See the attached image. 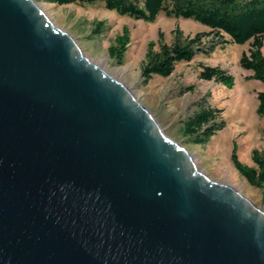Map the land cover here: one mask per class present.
Wrapping results in <instances>:
<instances>
[{
	"label": "water",
	"instance_id": "water-1",
	"mask_svg": "<svg viewBox=\"0 0 264 264\" xmlns=\"http://www.w3.org/2000/svg\"><path fill=\"white\" fill-rule=\"evenodd\" d=\"M0 264H264V211L33 0H0Z\"/></svg>",
	"mask_w": 264,
	"mask_h": 264
},
{
	"label": "rangeland",
	"instance_id": "rangeland-1",
	"mask_svg": "<svg viewBox=\"0 0 264 264\" xmlns=\"http://www.w3.org/2000/svg\"><path fill=\"white\" fill-rule=\"evenodd\" d=\"M33 2L58 29L76 42L90 62L101 65L106 73L127 87L156 120L164 135L186 150L201 172L213 181L234 188L264 211L261 192L250 187L230 161L234 144L240 163L249 167H253V150L264 153V116L256 114V96L262 86L257 81H247L252 73L239 67V59L242 53L248 51L249 43L243 46L227 43L222 48L218 47L209 57L199 55L190 63L177 64L172 75L166 79L154 77L145 82L140 70L147 45L156 42L158 34L162 33L165 42L171 44L172 31L175 29H179L185 37L209 33L210 30L189 20L166 18L163 15L153 24H147L109 12L100 3L56 6L44 0ZM123 28L130 32V46L124 63L119 66L110 59L108 48L114 44ZM224 39L229 40L227 36ZM262 53L264 55V46ZM201 66L227 71L235 79L234 87L229 90L214 81L199 80ZM185 86H193L194 89L191 93L176 96L178 90ZM203 98L210 106L222 110L225 128L207 144L193 145L183 137L181 121L193 111V104Z\"/></svg>",
	"mask_w": 264,
	"mask_h": 264
},
{
	"label": "trees",
	"instance_id": "trees-1",
	"mask_svg": "<svg viewBox=\"0 0 264 264\" xmlns=\"http://www.w3.org/2000/svg\"><path fill=\"white\" fill-rule=\"evenodd\" d=\"M56 6L92 5L100 3L104 9L118 16L153 24L163 15L166 18L189 20L210 30L193 37L184 36L179 29L172 31V42L167 44L162 33L156 42L147 45L141 76L145 82L154 77L166 79L172 75L179 63H190L196 56L209 57L227 43L243 46L249 43L247 52L242 53L239 67L250 71L247 81L261 84L257 93L258 116H264V0H44ZM224 36L229 38L228 41ZM211 37L207 41H203ZM130 46V32L123 28L114 44L108 48L110 59L121 66ZM198 79L214 81L229 90L235 85L234 77L218 67L201 66ZM193 86L181 87L176 96L193 91ZM193 111L181 121V132L188 143L207 144L212 137L225 128L222 110L210 106L206 98L193 104ZM230 161L235 171L247 184L262 194L264 201V153L251 152L253 167L240 163L237 146L233 145Z\"/></svg>",
	"mask_w": 264,
	"mask_h": 264
},
{
	"label": "bare ground",
	"instance_id": "bare-ground-1",
	"mask_svg": "<svg viewBox=\"0 0 264 264\" xmlns=\"http://www.w3.org/2000/svg\"><path fill=\"white\" fill-rule=\"evenodd\" d=\"M96 67H98L99 69H101L103 72H105L106 73V70L101 66V65H99V64H95V63H93ZM107 75H109L108 73H106ZM110 76V75H109ZM110 77H112V76H110ZM113 78V77H112ZM114 79V78H113Z\"/></svg>",
	"mask_w": 264,
	"mask_h": 264
}]
</instances>
